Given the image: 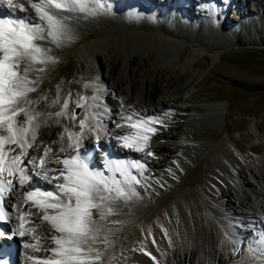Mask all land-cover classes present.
<instances>
[{"label": "bare ground", "instance_id": "bare-ground-1", "mask_svg": "<svg viewBox=\"0 0 264 264\" xmlns=\"http://www.w3.org/2000/svg\"><path fill=\"white\" fill-rule=\"evenodd\" d=\"M21 1L23 0H13V3L23 5ZM102 1L104 4L111 5L108 0ZM174 1L179 9L185 11V13L181 12L183 18L180 23L188 31L187 40L191 44L193 54L195 55L204 49L214 47V59L219 56L220 51L218 48H221V46H218L219 42L212 45L208 43V38L198 37L190 22V15L186 12L188 6L182 0ZM113 2L115 5L110 10H98L96 15L76 13L86 21L97 19L111 27V29L108 28L101 31L95 36L89 33L82 38L70 35L71 41L80 42L83 40V43L76 47L75 53L89 66L90 63L94 64L97 61L100 64L101 56H99L98 49H107L112 45L113 41H118L125 50L129 44L140 41L146 42L147 47L150 48L153 46L154 39L160 36L163 39L164 50L167 53H171L169 54L170 57L172 52L179 50L182 39L173 29V25H171L175 24V21L171 17L168 18L169 12L178 13L174 9L175 4L170 7L169 10L171 11L167 10L168 12H165L163 9L158 11L153 7L148 8L149 3L147 0H113ZM235 2L233 0L234 4H236ZM117 3L121 5H116ZM131 3L137 6L138 9L132 15H130L129 7ZM210 3L213 5V2ZM158 4L163 5L165 2ZM158 4L155 7H158ZM23 7V12H12L6 6L0 8L6 15L5 18L8 16L23 18L26 15L29 16V12L34 10L31 7V2L23 5ZM110 12L114 14L113 18H109ZM30 17L32 18L31 15ZM219 21H221L220 18L218 19L215 12L210 8L208 17L200 31L207 30L210 24L214 28L219 29ZM245 25L250 26L248 22ZM117 27L120 28L117 29ZM226 44L228 45L229 43L227 42ZM101 55L112 63L107 71L96 75L89 68L91 74L82 76L84 84L90 90V92L87 91L85 94L87 102L83 104V115L87 116L88 125L96 131L86 135L84 148L80 149L81 153L90 152L91 155L93 153L96 157V150L92 147V143L95 144V136L100 135L99 146L103 148V152L107 155L104 156L103 154L104 157L99 158V160L93 157L94 160L91 159L93 167L103 170L105 175H112L104 167L105 159L112 161H138L144 165V168L146 165L157 168L154 170L153 182L158 187L171 185L170 177L176 176L180 178V174L183 173L186 165L180 160L168 161L169 159H166L159 161L147 154L148 151L152 152V149L156 150L160 146L166 147V144L160 143L156 147L149 145L144 152H137L123 147L122 142L116 139L118 136L135 131L121 119V117L131 114L132 111L138 112L145 119L150 116H158L163 119V124L153 125L158 131L151 137L155 139L171 138L168 136V125L166 124L169 115L166 117L164 115L165 113L170 114V112L163 113L159 111L158 104L161 101L162 103L159 104L161 107H169L170 109L172 105L169 106L170 103L164 99H159L160 101H158L159 97L152 92L159 85L153 84V89L150 92L148 91L149 93H147L144 103H138L133 97L134 91L139 88L141 83L137 76L143 71L146 72L145 63L151 61L152 58L150 56L146 57L144 64L136 68L138 57H129L127 80H124V77L119 75L115 65V61L118 60L120 64L122 59L109 51ZM168 74H172V72ZM165 75V70L162 68L156 69L157 77H164ZM165 77L167 78L168 75ZM127 82H130L128 85L132 94L130 98L123 87V84H128ZM148 84H151V82L149 81ZM166 84L168 82L164 81V85ZM106 91L113 93L114 96H112L113 94L108 96ZM27 101L26 107L28 108L29 97ZM222 107V104H217L209 108V113H213L220 118L219 114ZM178 108L180 110L184 109L182 106H178ZM29 112L36 116L34 124L39 125V127L37 128L33 150L32 146L28 149V155L23 157L25 164L33 157L39 158L46 146H51L52 148V153H49L50 157L56 154L61 146L65 147V152L60 153V155H67L71 151L68 148L69 140L67 136L64 137L63 142L60 139L62 144H60L57 137L59 134L61 136L64 133L65 128L73 134L79 132L80 128L71 126L68 119L65 126L63 119L67 117L66 114L58 117L56 113ZM117 124H123L124 126L116 127ZM106 136L109 137V143L106 142ZM8 148H12L11 145H6V150ZM18 151L20 152L21 149L19 148ZM10 154L12 155V153ZM242 154L243 150L236 142H232L228 136L210 146L205 156L206 168L203 182L189 188L178 183V191L170 195L167 202L159 204L158 210L152 213L141 209L149 196L141 188L142 178L137 174L135 168H132L131 174L136 176L140 183L136 184L133 182L134 186L132 187L131 185V187L135 189L138 195H132L130 192L131 199L127 201L121 199L113 205V207L120 209L135 208L143 218L139 225L136 243L128 253L125 264H261V261H264V256H260L258 252L254 255L248 251V248L250 244L252 247H256L254 241L259 240L261 233H264V153L256 156H241ZM241 163H244V166L246 164L247 170L251 172L259 184V186L252 187L255 196L254 201L251 197L241 192V184L249 183L243 178L242 171L238 168ZM48 166L56 170L62 167L61 164L54 162L49 163ZM144 168L141 169V172ZM29 174H31V166H29ZM57 174L58 171L50 173L53 176ZM115 175L117 179H122L120 173ZM8 179H12L13 183L16 184L14 178L8 177ZM33 180L36 183L42 179L33 177ZM231 181L235 183L234 191L225 186L226 183L228 185ZM44 182L47 183L48 181ZM51 184L55 185V181L51 182ZM148 186L151 188L150 185ZM26 189L27 186H25L24 190ZM22 192L23 190H18L16 195L8 193L5 196V218L11 223L10 229L15 230V240L19 244L18 248L23 251L24 256L22 260L20 259V262L22 264H42V261L53 256L50 250L57 247V245L51 237L59 235V233L50 222L41 221L38 218L43 215L42 211L31 207V212L37 215H34L31 221L25 223L26 234L24 236L18 234L19 221L17 218L20 212L17 211V208L27 212L30 207V205L21 203L23 200ZM250 231H254L255 237L249 234ZM238 240L242 241V243L239 245V251L234 252L233 249L236 248L235 241ZM103 241H105L104 238L101 239V246L97 249L102 254V264H105L106 258L111 252L104 248L105 244L109 242L108 239H106L107 242ZM40 246H42L41 249H38ZM148 253H151V255H148ZM153 256L156 258L155 260L152 259ZM257 256H259V259L256 258Z\"/></svg>", "mask_w": 264, "mask_h": 264}, {"label": "rangeland", "instance_id": "rangeland-1", "mask_svg": "<svg viewBox=\"0 0 264 264\" xmlns=\"http://www.w3.org/2000/svg\"><path fill=\"white\" fill-rule=\"evenodd\" d=\"M108 1L111 5L106 3L105 8L110 9L115 4L113 0ZM147 1L148 8L153 7L158 11L163 9L168 12L171 11L169 9L174 0H160L165 2L163 5L158 4L163 3L159 0ZM182 1L188 6L186 12L190 15V22L198 37L208 38V43L212 45L219 42L220 54L215 59L214 47L193 54L191 44L187 40L188 31L180 23L183 18L181 12L185 13V11L176 5L174 9L178 13L169 12L168 18L171 17L175 21V24L171 25L182 39V44L177 52H172L171 57L169 56L171 53L164 50L163 39L158 36L150 48L147 47L146 42L140 41L129 44L125 50L118 41H113L112 45L107 48L108 50L98 49L99 56H101L100 64L97 61L94 64L90 63L89 66L75 53L76 47L81 45L83 40L77 42L65 38L60 44H56L52 40L46 39L41 42L42 46L50 50L48 55L54 56L55 62L46 66L32 64L33 69L44 67L45 70L28 73L30 80L37 81L34 85L35 91L28 94V111L45 114L63 112L67 116L63 119L65 126L68 119L71 126L79 128V121L87 120V116L83 115V104L87 102L86 92H90L88 86L84 84L82 76L91 74L89 68L97 75L107 71L108 67L112 65L101 54L109 51L122 59L120 64L118 60L115 61V65L124 80H127L129 57H138L136 68L144 64L146 57L152 58L151 61L145 63L146 72L143 71L137 76L141 83L139 88L134 91L133 97L138 103H144L147 93L153 89V84L159 85L152 92L159 97L158 101L164 99L170 103L169 106L172 105L170 109L161 107L159 105L162 103L161 101L158 104L159 111L170 112L166 124L168 125V136L171 138L155 139L151 137L149 145L156 147L160 143H164L166 147L160 146L159 150L152 149V152H148L153 153L151 156L159 161L180 160L186 167L180 174V178L172 176L173 178L170 177L171 185L162 187H158L153 182L156 167L146 165L142 172L141 169L135 168L137 174L142 178L141 188L149 196L148 198L144 196L147 200L141 209L148 210L150 213L157 211L159 204L167 202L170 195L178 191V183L189 188L203 182L206 153L210 146L221 139L228 136L232 142H236L243 150L241 156H256L264 153V0H235L236 4L233 3V0ZM29 2L21 1L23 5H27ZM210 2H213V5ZM157 4L161 7H155ZM116 5L121 4L117 3ZM129 7L130 15L135 14V11L138 10L137 6L132 3ZM210 8L221 20L219 29L210 24L207 30L200 31L208 17ZM30 15L36 23L46 25V22L39 19L35 10H31ZM68 15L75 17L68 22L70 26L68 35L71 36L82 38L87 33L95 36L101 31L111 29L101 20L86 21L76 13ZM113 17L114 14L110 12L109 18ZM247 22L250 24L249 27L245 25ZM119 28L117 27V29ZM225 42L229 44L227 45ZM28 63V60H24L21 63V69ZM160 68L165 70L167 78L156 76V69ZM169 72L172 74H168ZM147 81H150L151 84H148ZM164 81H167L168 84L164 85ZM127 83L123 84V87L130 98L132 96L128 86L130 82ZM106 94L111 96L113 93L106 91ZM65 103L68 105L66 109L64 108ZM217 104L223 105L219 114L220 118L209 113V108ZM178 106H182L184 109L180 110ZM73 115H75V119L72 118ZM18 119L24 121L26 117L21 114ZM106 137V142L109 143V137ZM57 138L60 142V134ZM60 144L62 143L60 142ZM11 147L15 149L12 155L19 153V148L16 145H11ZM33 148L34 146L32 150ZM99 148L100 150L96 151V157L92 153V160L94 158L99 160L105 156L103 148L101 146ZM238 166L242 171L243 178L249 181L248 184L246 183L247 185L241 184V192L254 201L252 187L259 186V184L247 170L246 164L244 166V163H241ZM48 184L51 183L48 182ZM225 186L231 191L235 189L233 181L228 185L226 183ZM129 187L131 185H125V190L127 191ZM113 208V212L103 218L99 212L93 210V219L96 221L94 228L98 229V239L93 246L97 249L101 246L102 238L108 239L109 242L103 247L111 253L106 258L105 264H125L128 253L136 243L139 225L143 218L135 208ZM249 234L255 237L254 231H250ZM125 250L128 252L125 253ZM19 258L20 256H18V260ZM20 259L22 260L23 257Z\"/></svg>", "mask_w": 264, "mask_h": 264}, {"label": "snow or ice", "instance_id": "snow-or-ice-1", "mask_svg": "<svg viewBox=\"0 0 264 264\" xmlns=\"http://www.w3.org/2000/svg\"><path fill=\"white\" fill-rule=\"evenodd\" d=\"M30 2L39 19L46 22V25L36 23L27 15L23 18H0V221L6 217L5 196L8 193L16 195L18 190H23L21 203L30 207L27 212L17 208L20 212L17 218L18 234L24 236L25 223L37 215L31 212V207L42 211L43 215L38 218L50 222L59 233L51 237L57 245L50 250L53 256L42 261V264H102V254L93 246L98 239V229L93 227L95 223L93 210L99 212L103 218L113 212L116 201L131 199L130 192L132 195H138L134 188L129 187L126 191L125 185L140 183L137 177L131 174V169H143L144 165L138 161L105 159L104 167L112 175H105L103 170L93 167L91 153L82 154L80 151L84 148L86 135L96 131L88 125L86 119L79 121L80 131L75 134L69 132L67 128L64 129L61 141L63 142L67 136L68 148L71 149L67 155H60L65 152V147L61 146L58 152L50 157L52 148L46 146L39 158L33 157L27 164L23 157L28 155V149L35 143L39 127L34 124L36 116L26 107L28 94L35 91L34 85L37 83L36 80L29 79L28 73L45 70L44 67L33 69L32 64L46 66L56 59L48 55L50 50L43 47L41 42L50 39L60 44L65 38L71 39L68 35L70 32L68 22L75 17L68 15L70 13L96 15L98 10L110 9L105 8L102 0H30ZM2 6L11 9L12 12L24 11L23 5L14 4L13 0H0V7ZM24 60H28L29 63L21 69ZM67 107L65 103L64 108ZM21 114L26 120L18 119ZM62 115L63 112L56 113L58 117ZM164 115L166 117L169 114ZM72 118L75 119V115ZM121 119L135 131L116 139L122 142L123 147L137 152H144L149 147L151 136L158 131L153 125L164 123L158 116L145 119L135 111ZM100 139V135L95 136L96 151L100 150ZM6 145H16L21 151L11 155L15 149L6 150ZM147 154L153 155L151 152ZM53 162L61 164L62 167L59 170L50 168L48 165ZM57 171V175H50ZM116 173H120L122 179H117ZM7 177L14 178L16 184ZM33 177L50 183L55 181L54 189L43 190L36 186ZM2 235L4 233L0 232V236ZM103 242H107L106 238ZM235 243L234 252L239 251L242 241L238 240ZM254 243L256 247L250 244L248 251L254 255L258 252L260 256H264V233H261V238ZM256 258L259 259V256ZM152 259L156 258L153 256ZM0 264L4 262L0 261ZM261 264H264V261H261Z\"/></svg>", "mask_w": 264, "mask_h": 264}, {"label": "water", "instance_id": "water-1", "mask_svg": "<svg viewBox=\"0 0 264 264\" xmlns=\"http://www.w3.org/2000/svg\"><path fill=\"white\" fill-rule=\"evenodd\" d=\"M76 110H78V107H76Z\"/></svg>", "mask_w": 264, "mask_h": 264}]
</instances>
